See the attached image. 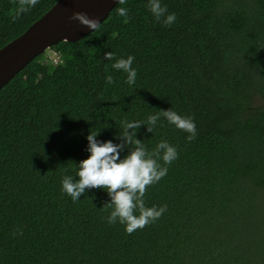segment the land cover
<instances>
[{"label":"trees","instance_id":"1","mask_svg":"<svg viewBox=\"0 0 264 264\" xmlns=\"http://www.w3.org/2000/svg\"><path fill=\"white\" fill-rule=\"evenodd\" d=\"M56 1L18 12L21 0H0V48ZM161 3L171 25L147 0L117 2L82 38L49 47L55 61L44 51L0 88V264H264V0ZM129 54L133 85L111 67ZM169 107L193 118L192 140L167 122L136 131L149 149L177 148L144 193L166 206L159 218L127 233L107 222L100 187L76 201L61 191L88 131L116 142L122 120Z\"/></svg>","mask_w":264,"mask_h":264},{"label":"clouds","instance_id":"2","mask_svg":"<svg viewBox=\"0 0 264 264\" xmlns=\"http://www.w3.org/2000/svg\"><path fill=\"white\" fill-rule=\"evenodd\" d=\"M32 3L35 0H31ZM123 4L124 0H118ZM25 0H21L18 12L27 10ZM147 8L153 18L165 25H171L175 19L174 12H167L161 0H147ZM126 7L116 8V14L127 18ZM69 19H75L89 29L98 26L95 18H88L83 12H73ZM112 52H105V59H111ZM134 56L116 58L111 67L126 73V83L133 85L137 70L132 66ZM107 84L113 83V75L106 71L104 76ZM168 124L187 133L185 140L190 141L196 135V127L190 115H182L171 107L146 114L144 119L122 120L121 127L113 139H97L100 130L88 131L85 136L88 155L78 162L72 163L75 177L64 175L61 178V191L76 201L88 188L100 187L106 192L109 200L104 206L110 211L106 217L108 223L119 222L124 225V231L131 233L144 225L155 221L165 211L166 206L155 204L147 206L144 201L146 187L158 182L166 173L167 165L177 158L175 145L166 139L158 140L152 148H148L136 138V131L143 125L152 133L158 124ZM127 148V154L121 156V151Z\"/></svg>","mask_w":264,"mask_h":264},{"label":"water","instance_id":"3","mask_svg":"<svg viewBox=\"0 0 264 264\" xmlns=\"http://www.w3.org/2000/svg\"><path fill=\"white\" fill-rule=\"evenodd\" d=\"M118 0H57L19 36L0 48V88L37 55L60 41H76L93 29L75 19L73 12L102 22Z\"/></svg>","mask_w":264,"mask_h":264},{"label":"rangeland","instance_id":"4","mask_svg":"<svg viewBox=\"0 0 264 264\" xmlns=\"http://www.w3.org/2000/svg\"><path fill=\"white\" fill-rule=\"evenodd\" d=\"M45 54H46V56H47L48 58L52 59V61H55V60H56V58H55V56H54V53H52L51 51L46 50V51H45ZM255 101H256L258 104H264V99L261 98V97H259V96L255 98Z\"/></svg>","mask_w":264,"mask_h":264}]
</instances>
